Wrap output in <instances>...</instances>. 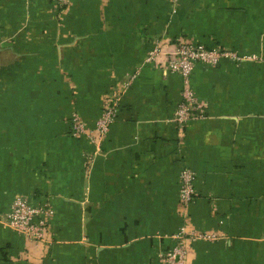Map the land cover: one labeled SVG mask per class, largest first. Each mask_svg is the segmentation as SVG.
<instances>
[{"label":"crops","instance_id":"1","mask_svg":"<svg viewBox=\"0 0 264 264\" xmlns=\"http://www.w3.org/2000/svg\"><path fill=\"white\" fill-rule=\"evenodd\" d=\"M177 37L253 57L195 67L206 119L182 130L181 78L145 62ZM131 75L99 147L72 138L70 116L92 128ZM182 166L197 176L189 227L224 236L185 264H264V0H0V215L16 196L53 209L47 246L0 222V264H161Z\"/></svg>","mask_w":264,"mask_h":264},{"label":"built area","instance_id":"2","mask_svg":"<svg viewBox=\"0 0 264 264\" xmlns=\"http://www.w3.org/2000/svg\"><path fill=\"white\" fill-rule=\"evenodd\" d=\"M69 2L70 0H53L55 7L61 10ZM165 47L162 40H155L145 62L152 64L156 69L176 74L181 78V100L170 119L179 130H182L189 121L206 119L205 107L196 99L190 84L192 73L197 65L213 68L223 60L235 64L253 60V57L248 55L219 46L207 48L184 37L175 38L170 50H165ZM134 78L135 75L128 76L104 95L100 114L92 128L81 117L73 113L68 120L69 135L72 138H86L99 147L107 137L110 127L117 120L121 96L131 86ZM87 161L92 163L90 158ZM196 180V174L188 166L181 167L178 174V206L182 221L177 232L172 236L174 241L172 249L158 255L161 264H185L188 254L187 247L190 244L224 239L220 232L192 230L188 225L187 211L196 198ZM52 216L53 209L49 201L44 199L40 203L32 204L27 197L16 196L8 211L0 215V222L22 237L26 243L34 247H42L49 245L51 240Z\"/></svg>","mask_w":264,"mask_h":264},{"label":"rangeland","instance_id":"3","mask_svg":"<svg viewBox=\"0 0 264 264\" xmlns=\"http://www.w3.org/2000/svg\"><path fill=\"white\" fill-rule=\"evenodd\" d=\"M250 57H252V56H250Z\"/></svg>","mask_w":264,"mask_h":264}]
</instances>
